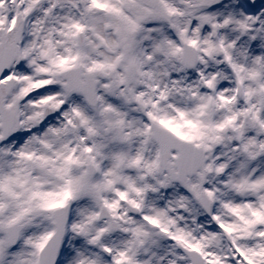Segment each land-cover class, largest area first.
Masks as SVG:
<instances>
[{"label":"snow or ice","instance_id":"snow-or-ice-1","mask_svg":"<svg viewBox=\"0 0 264 264\" xmlns=\"http://www.w3.org/2000/svg\"><path fill=\"white\" fill-rule=\"evenodd\" d=\"M0 264H264V0H0Z\"/></svg>","mask_w":264,"mask_h":264}]
</instances>
